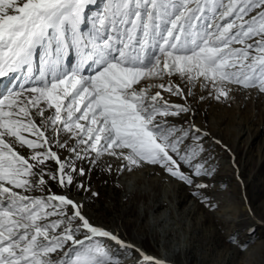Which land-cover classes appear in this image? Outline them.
I'll list each match as a JSON object with an SVG mask.
<instances>
[{"label": "snow or ice", "instance_id": "1", "mask_svg": "<svg viewBox=\"0 0 264 264\" xmlns=\"http://www.w3.org/2000/svg\"><path fill=\"white\" fill-rule=\"evenodd\" d=\"M93 2L0 0V77L31 73L37 56L45 66L33 86L0 99V264H114L110 242L137 250L91 222L67 191L32 195L50 181L90 191L77 183L86 171L75 161L108 155L122 162L117 171L159 167L214 207L203 144L210 136L173 123L191 108L152 89L185 95L176 76L193 87L210 83L218 100L228 97L226 85L264 93V0H106L85 33ZM71 50L79 60L65 66ZM86 65L95 66L87 75ZM164 76L167 86L148 83Z\"/></svg>", "mask_w": 264, "mask_h": 264}, {"label": "rangeland", "instance_id": "2", "mask_svg": "<svg viewBox=\"0 0 264 264\" xmlns=\"http://www.w3.org/2000/svg\"><path fill=\"white\" fill-rule=\"evenodd\" d=\"M104 2L94 0L86 8L83 30H91L92 17L102 11ZM78 60L75 50H71L64 63L75 66ZM35 66L36 72L33 63V72L28 74L34 82L24 87L33 86L45 68L39 56ZM26 72L21 69L14 81L17 85ZM91 72L85 70L84 74ZM14 73L2 81L5 87H0V99L19 91L9 84ZM169 79L168 76L153 78L148 83L167 86ZM171 80L190 94L186 93L185 98L160 89L162 96L169 103L190 107L191 112L169 119L191 128L193 134L199 128L210 136L203 144L209 154L208 163L214 169L206 190L214 207L208 206L202 194L159 167L117 171L122 162L108 155L98 162L75 161L76 167H84L86 171L77 183H83L90 191L75 186L66 190L56 181H50L48 189L32 195L67 191L83 204L91 222L118 233L138 250L110 242L114 264H149L143 259L145 255L165 264H264V93L256 88L226 85L228 97L221 96L218 100L217 90L210 83L203 87L202 79L195 87L176 76ZM240 119L249 129L237 142L235 127ZM6 140L26 158L31 154L30 150L16 145L14 138L6 137ZM52 147L57 150L54 144ZM60 155L66 157L68 153L61 151ZM51 167L55 169L56 165L52 163ZM52 258L60 257L52 254Z\"/></svg>", "mask_w": 264, "mask_h": 264}, {"label": "bare ground", "instance_id": "3", "mask_svg": "<svg viewBox=\"0 0 264 264\" xmlns=\"http://www.w3.org/2000/svg\"><path fill=\"white\" fill-rule=\"evenodd\" d=\"M32 67H33V65H32ZM33 69H34V71H35V63H34V67H33ZM33 69H32V71H31V73H29V72H26L27 74H25L24 75V77L21 79L20 78V85H24L25 86V84H28L27 83V80H26V78H28L29 77V75H31L32 74V72H33ZM93 68L92 67H90V69L89 70H92ZM22 71H23V69H22ZM44 71H45V68H44ZM21 72V70H19V71H17V72H15L14 73V78L12 79V81H11V78L9 79V84L10 85H14V86H17V84H16V82H14V81H16V78L18 77V73H20ZM12 74L13 73H10V74H8L7 76H12ZM29 74V75H28ZM35 76H36V73H35ZM38 77H39V75L36 77L37 79H38ZM5 79H7V77H0V82L1 81H3V80H5ZM31 79H33V77H31ZM33 80H35V79H33ZM4 82V81H3ZM7 82V81H6ZM32 82H34V81H32ZM7 84V83H6ZM2 85H4L3 83H2ZM153 91H155V90H160V89H158V88H154V89H152ZM162 94V93H161ZM238 126L237 127H235L237 130H236V132H237V136H236V140H237V142H240L241 141V138L244 136V135H246V134H248V129H249V125L247 126V125H245V121L243 122V119H240L239 121H238V124H237ZM249 133H250V131H249ZM22 155H25V154H23L21 151H19ZM26 156V155H25ZM27 157V156H26Z\"/></svg>", "mask_w": 264, "mask_h": 264}]
</instances>
